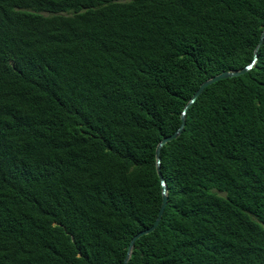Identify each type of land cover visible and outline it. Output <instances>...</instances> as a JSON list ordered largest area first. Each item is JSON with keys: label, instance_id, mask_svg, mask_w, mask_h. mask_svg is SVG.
Wrapping results in <instances>:
<instances>
[{"label": "trees", "instance_id": "1", "mask_svg": "<svg viewBox=\"0 0 264 264\" xmlns=\"http://www.w3.org/2000/svg\"><path fill=\"white\" fill-rule=\"evenodd\" d=\"M264 0H0V264H121L155 149L253 59ZM160 152L127 264H264V41Z\"/></svg>", "mask_w": 264, "mask_h": 264}, {"label": "water", "instance_id": "2", "mask_svg": "<svg viewBox=\"0 0 264 264\" xmlns=\"http://www.w3.org/2000/svg\"><path fill=\"white\" fill-rule=\"evenodd\" d=\"M263 41H264V28L261 32L258 44L254 49L253 59L248 65H246L244 68H242L239 71L223 72L219 75L213 76V77L207 79L206 81L202 82L199 85V87L197 88V90L193 93V95L191 96L189 101L185 104V106L181 112V115H180V124H179L178 128L171 135L162 138L159 141V143L157 144L156 149H155V168H156V174H157V177L159 179V184H160V188H161V203H160L156 218H155L154 222L152 223V225L150 227H148L147 229L138 232L137 234H135L131 238V240L128 244V247H127L125 257H124L123 261L121 262V264H127L128 263L130 256H131L132 249H133L134 244H135V241L138 240L139 238H141L142 236H145V235L152 233L157 228L159 222L161 221L165 207L167 205L168 188H167L166 182H165V180L162 176L161 170H160V163H161L160 152H161V149L167 143H169L173 140H176L182 134L184 126H185L187 111L189 110V108L194 104V102L198 99V97L202 94V92L208 86H210V85H212V84H214L220 80L239 77L241 75H244L246 72L250 71L254 67V65L258 59L257 51L259 50L260 46L263 44Z\"/></svg>", "mask_w": 264, "mask_h": 264}]
</instances>
